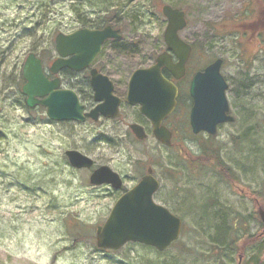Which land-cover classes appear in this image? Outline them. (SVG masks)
Segmentation results:
<instances>
[{
	"label": "rangeland",
	"instance_id": "obj_1",
	"mask_svg": "<svg viewBox=\"0 0 264 264\" xmlns=\"http://www.w3.org/2000/svg\"><path fill=\"white\" fill-rule=\"evenodd\" d=\"M74 4L0 0V264H231L222 259V247L206 240L215 231L207 225V217L215 221L214 214L207 211L199 217L195 212L217 197L214 192L228 200L235 213L238 207L247 214L261 205L264 127L243 142L241 135L264 122V86L258 84L249 93L263 95L262 100L228 97L235 122L222 126L213 138L193 135L183 117L169 150L157 145L150 133L144 142L133 139L127 125L137 115L129 107H123L113 123L83 126L50 122L44 109L28 113L22 87L19 92L13 83L28 54L41 59L49 74L57 58L55 36L82 29L84 18H102L86 4ZM112 5L108 23L121 31L122 39L107 42L94 65L114 78L119 93L126 91L134 70L151 65L163 50L165 5L185 13L187 26L180 36L194 41L202 57L194 59L195 69L221 58L222 74L236 85L246 77L264 83V0H112ZM25 31L33 32L25 38ZM62 79L63 88L75 83L68 74ZM68 150L90 157L95 167H110L121 176L122 191L91 186V171L72 169L64 160ZM152 162L160 183L154 202L184 219L179 241L164 253L136 244L117 252L96 249V227L104 224L124 190L135 186ZM216 162L232 173L227 175L220 166L215 169ZM251 234L238 253L245 256L243 264H263L264 231L252 227ZM255 244L262 245L259 257L251 250Z\"/></svg>",
	"mask_w": 264,
	"mask_h": 264
},
{
	"label": "water",
	"instance_id": "obj_2",
	"mask_svg": "<svg viewBox=\"0 0 264 264\" xmlns=\"http://www.w3.org/2000/svg\"><path fill=\"white\" fill-rule=\"evenodd\" d=\"M161 14L166 20L163 33L166 49L176 56L178 63L172 64L170 56L163 53L151 67L134 71L128 83L126 102L131 106H139L140 114L151 122L156 140L169 147L171 133L162 126V122L176 107L177 90L163 77L162 69L177 80L183 77L191 48L178 36V32L187 26L184 12L165 5L161 8ZM119 39L120 31L111 26L100 30L84 28L69 34L59 33L54 38L57 59L50 65L49 73L55 76L62 70H85L94 63L106 41ZM221 65L220 59L214 61L196 73L191 81L189 92L193 104L189 119L194 135L202 132L215 136L217 126L234 121L225 96L227 85L220 72ZM21 74L24 81L21 93L25 97L26 107L44 108L51 122L97 121L99 116L110 119L118 116L119 101L112 95V83L96 70L90 73V84L94 102L98 106L89 113H84V107L73 91L60 89L58 78H48L41 60L34 53L26 57ZM130 129L138 140L145 138L139 126L132 125ZM65 157L75 170L93 168L92 160L78 151H66ZM88 182L92 186L108 185L115 191H120L123 186L121 178L106 166L95 169ZM159 187V182L149 169L146 176L120 196L104 224L96 227V249L116 252L132 243L163 252L177 241L181 233V221L166 208L155 204L153 195ZM261 217L264 221V212Z\"/></svg>",
	"mask_w": 264,
	"mask_h": 264
},
{
	"label": "flooded vegetation",
	"instance_id": "obj_3",
	"mask_svg": "<svg viewBox=\"0 0 264 264\" xmlns=\"http://www.w3.org/2000/svg\"><path fill=\"white\" fill-rule=\"evenodd\" d=\"M253 21H255V20H253ZM181 32H183V31L178 32L179 38L191 48L190 55L188 56V58L186 60V63H185L184 76L177 80V79H175L173 77V75L170 72H168L165 69H162L163 77L168 82L172 83L174 85V87L176 88V90H177L176 107H175L174 111L172 112V114L170 116H168L162 122V126L164 128H166L171 133V139H170V146L169 147L163 146L162 144H160V142H158L156 140V138H155V136L153 134V126H152L151 122L148 119H146L143 115L140 114L139 106H137V105L131 106V105H129L126 102L128 83H129L130 77H131V75L133 74L134 71H136L137 69H146V68L151 67L155 63L156 58L160 54H163V53H167L170 56L172 64H177L178 63V59L176 58V56L173 53L167 51L166 45L164 43V40H163V44H164L163 50L158 55H156L154 57L152 64L147 66V67L137 68L136 70H134L130 74V76H129L128 80H127L126 91L125 92L119 93L118 92V87H117L116 82L114 81V78L112 76H110L109 74L102 72L101 69L97 68L94 65L95 61L97 60V58L99 57L100 54L97 56V58L95 59L94 63L90 67H88L87 69L82 70L80 72L62 70V71H60L58 73L57 76L49 74L50 75L49 76L50 80H53V79H56V78H58L60 80V89L71 90V91H73L76 94V96L78 97L80 105H82L84 107V113H89L94 108H96L98 106V104L96 102H94L93 90H92V87H91V84H90V79H91L90 78L91 77L90 73H91L92 70H96L97 73H99L100 75L108 78V80L112 83V86H113L112 95L115 98H117L118 101H119L118 116L115 119L104 118L102 116H99L97 121H94L92 119H86L84 122H66V123H74V124L80 125V126H83V125H86V124H98V122H100V121L103 122V124L108 123V122L113 123L120 117V113H121L122 108L123 107H129L131 109H135L136 110V114L135 115H137V118H135L133 121H131L130 124L127 125V128L129 130L130 134L132 135L133 139L136 142H144V141L147 140L148 135L150 133L153 136V138L156 140L157 145H159L163 150H169V149H171L174 146V140L177 137V130L175 129V127L179 123L181 125L183 117H186L188 119V128L192 132L191 127H190V119H189V117H190L193 101H192V98L190 96L189 90H190L191 81H192L193 77L196 75V73L203 71L208 65H210L214 61L220 59L222 61L221 71L220 72H221V75L224 78V81H225L226 85H227V89L225 91V96H226L227 101L229 99L228 97H234V98H236V97L240 98V97H243V96H245V97L249 96L250 97L249 93L252 91V89L255 86H258V84H261V86H264L263 82H260V81L256 82V80L254 81V80H252L250 78H247V77L239 79V82H238L237 85L234 83L232 78H229V77L225 78L224 75L222 74L223 60L221 58H214L202 70L201 69H198V70L195 69L194 68V59H197L199 57L202 58L198 54V52H199L198 50H200L198 48L199 46L194 44L193 43L194 41L191 42L190 40H188V39L186 40L182 36H180ZM256 32H257V29H256ZM257 33H258V37H260L261 33H259V32H257ZM257 33H254L252 35V37H257ZM120 40L121 39H119V40H108V41H106L103 44V46L107 42L120 41ZM250 43H252V42H250ZM103 46H102V49H103ZM254 46L256 47V50H257L258 44L255 43ZM102 49H101V51H102ZM63 74L70 75L71 80L75 82L74 84H72L70 86V88H63L62 87L63 81L65 80V79H62ZM73 78H74V80H73ZM239 95H241V96H239ZM262 98H263V95H260L259 93L256 94V96L250 97L251 100H256V99L257 100H262ZM228 104H229V101H228ZM229 107H230V105H229ZM230 115H231V112H230ZM256 115H258V113H256ZM234 122H235V119H234ZM234 122L225 123V124L217 126V132L222 126L231 125ZM263 124H264V122H261V123L256 124V125H252L249 128H246L244 130V132L242 133V135H241L242 142L245 141L251 134L259 135V132H262V129L264 127ZM132 125H136V126H139L140 128H142V130H143V132L145 134V138L143 140H138L136 138V136L132 133V131L130 129V126H132ZM217 132H216V135H217ZM201 134L207 135L206 133H200L198 135H201ZM207 136L210 137V138L215 137V136H209V135H207ZM210 138H208V139H210ZM74 151H76V150H74ZM64 156H65V154H64ZM88 158H90V157H88ZM92 162H93V168L91 170H87V171H91V173L94 171L93 169H96V168L102 167V166H106V165H102V166L95 167V163H94L93 160H92ZM216 163H217V165L213 164L215 169H217V166H220V168L225 169V172H227L226 173L227 175L229 173H232L230 168L228 166H226L224 163H221V162H216ZM155 166H156V164L154 165L153 162L151 163V165H147L146 166V171L139 178V181L144 176H146L148 174V170L149 169L152 170V176L156 179L155 171H154ZM249 166H254V163H252ZM106 167H108V166H106ZM257 171L259 173H261L260 168L259 169L257 168ZM248 173H251V172H248ZM119 177L121 178L120 175H119ZM121 180H122V178H121ZM103 186H108V185H103ZM231 186H232V184H231ZM126 191L127 190H124V192L121 195H123ZM158 191L154 194V197L158 193ZM116 192H119V191H116ZM179 193L182 194V192H179ZM214 193H215V195L217 197L214 196L211 199L212 202L208 203V205L206 204L205 206L201 207L197 212H195V213H197V215L199 217H203L205 215V213H207V211H211L210 213L214 214L213 218H214L215 221H213L210 217H207V218H209V221L207 222V220H206V222H207V225L209 227L213 226V229L215 230L214 231L215 233L213 232L212 236L207 237L206 240L210 241L211 244L214 245L216 248H218V247H222L223 248L221 250L222 256H224L222 259L230 260L231 264H235V263L243 264V261H244L243 258L245 256L240 255L238 253V250L239 249L242 250L243 247H246V244L248 243L246 241H247V239H249V236L252 235L251 234V228L252 227L253 228L257 227V229L264 231V221L262 220V217H261V214L264 212V190L259 194V201H260L261 205L258 204V207H257L256 211H253L251 213L249 212L247 214H245V212H243L241 210V208H239V207H238V211L239 212L235 213L234 212V208H232L230 206V202L228 200H226V199L220 200L219 193L218 192H214ZM253 193L255 194V192H253ZM154 197H153V199H154ZM182 199H183V197H182ZM184 206H187V204L185 203ZM221 209L224 211V214L221 211ZM167 210H169V209H167ZM189 210L190 209H187V211H189ZM219 211H221V212H219ZM232 211H233L234 214H231ZM170 213H172V212L170 211ZM174 216H176V215H174ZM176 217L181 221V226H182L181 227V235H182V232L184 230V219L181 216H176ZM243 240H245V242H243ZM261 246H262L261 244H259V245L255 244V245H253L251 247V250H256V252H258L256 257H259V254L261 253V249H260ZM171 247H173V245H171L168 249H170ZM168 249H166L164 252H166ZM263 264H264V261H263Z\"/></svg>",
	"mask_w": 264,
	"mask_h": 264
},
{
	"label": "trees",
	"instance_id": "obj_4",
	"mask_svg": "<svg viewBox=\"0 0 264 264\" xmlns=\"http://www.w3.org/2000/svg\"><path fill=\"white\" fill-rule=\"evenodd\" d=\"M69 1L72 3V7H73L74 3L78 4V6H83L86 4L90 8L95 9L96 13L102 16V18H100L97 22L89 21V20L84 18L80 22L82 28L101 29V28H104L106 26H109L108 17H109V15L112 14V11H111L112 6H113L112 0H69ZM34 28H36V26L33 27V30H35ZM32 32L33 31H25L23 36L26 38L27 36H30L32 34ZM216 36L218 37V35H216ZM3 54H4V52L2 53V55ZM2 61H4V58L1 59V62ZM13 79H14L13 83L15 84L14 87L17 89V91L19 90V92H20V88L24 84L22 74L20 73V71H18V73L15 75V77ZM23 107L28 113L36 112L37 109L39 111L42 109V108L29 109L26 107L25 103H23ZM65 159L66 158L64 157V160ZM136 245H138V244H136ZM141 247L144 249H147V247H145V246H141ZM149 249H151V248H149Z\"/></svg>",
	"mask_w": 264,
	"mask_h": 264
}]
</instances>
